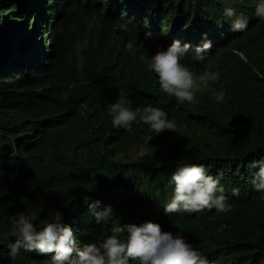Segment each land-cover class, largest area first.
Segmentation results:
<instances>
[{"label":"trees","instance_id":"trees-1","mask_svg":"<svg viewBox=\"0 0 264 264\" xmlns=\"http://www.w3.org/2000/svg\"><path fill=\"white\" fill-rule=\"evenodd\" d=\"M229 4L248 17L244 32L231 31L221 0H0V231L11 229L14 213L36 212L40 227L59 210L83 247L111 235L112 221L97 224L89 207L99 200L121 224L181 230L210 264H264V199L251 184L258 168L249 167L264 156V76L252 71L264 73V21L253 0ZM122 17L134 18L131 31L114 32ZM147 30L154 36L144 50H125ZM204 33L213 43L207 63L219 79L194 102H178L140 56L176 39L194 48ZM183 62L205 70L191 49ZM219 90L223 103L212 96ZM121 94L133 108L145 99L158 104L176 130L113 128L106 105ZM180 163L222 171L231 211L166 215L168 181ZM10 251L0 245V264H48L54 254L21 248L12 258Z\"/></svg>","mask_w":264,"mask_h":264},{"label":"clouds","instance_id":"clouds-1","mask_svg":"<svg viewBox=\"0 0 264 264\" xmlns=\"http://www.w3.org/2000/svg\"><path fill=\"white\" fill-rule=\"evenodd\" d=\"M224 3L223 15L231 20L230 29L233 32H244L248 27V17L243 12H237L230 6L229 0ZM242 2V0H241ZM254 15L264 21V0H253ZM126 15V14H125ZM123 18V17H122ZM134 18L121 19L113 24V31H131L130 24ZM154 33L144 31V39H130L125 44V50L135 54L144 50V41L151 40ZM87 41H85V44ZM213 48L208 34H203L200 44L192 47L190 42L173 40L166 48L157 47L152 55L141 54L140 59L146 64V70L154 72L158 77L160 90L178 102H194L196 92L201 88L211 90V86L219 79V74L207 63ZM191 59L204 64L205 70L194 72L183 61L190 52ZM258 76H264L258 68L252 67ZM225 91H213L212 96L217 103H223ZM108 115L113 128L132 129L133 124L146 125L149 133L159 135L165 130H176V121L158 104L154 105L145 99L135 108L132 100L122 94L112 103H107ZM250 168H258L251 178L254 191L261 193L264 199V156L249 162ZM223 172L210 173L203 163H180L171 173L169 184L172 185L170 198L163 204L166 215L173 213H196L202 210L215 209L219 213L231 211L233 205L225 194L222 183ZM233 196L240 193L239 187H233ZM90 197L85 195L87 203ZM101 201L89 204L94 210L97 224L112 221L111 235L102 236L97 242L78 246L77 236L70 224L65 223L64 215L56 210L50 214V219L40 221L37 227V213L20 211L9 217L11 229L0 231V245L10 248V255L15 258L23 248L27 251H37L51 255L48 264H210L207 255L199 247L189 242L184 233L162 231L161 225L153 221L143 223H124L112 220L114 211L112 205L100 207ZM11 237H15L12 242Z\"/></svg>","mask_w":264,"mask_h":264},{"label":"rangeland","instance_id":"rangeland-1","mask_svg":"<svg viewBox=\"0 0 264 264\" xmlns=\"http://www.w3.org/2000/svg\"><path fill=\"white\" fill-rule=\"evenodd\" d=\"M32 34V33H31ZM30 36V35H29ZM19 39H20V37H19ZM143 151H140V152H132V154H133V156L134 157H136V156H138L140 153H142Z\"/></svg>","mask_w":264,"mask_h":264}]
</instances>
